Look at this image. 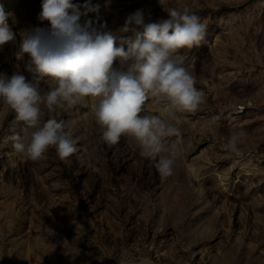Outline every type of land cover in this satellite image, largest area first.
<instances>
[{
  "label": "rangeland",
  "instance_id": "rangeland-1",
  "mask_svg": "<svg viewBox=\"0 0 264 264\" xmlns=\"http://www.w3.org/2000/svg\"><path fill=\"white\" fill-rule=\"evenodd\" d=\"M0 1L38 20L42 0ZM91 2L100 10L88 18L112 31L137 10L154 22L190 7L206 36L179 55L206 103L182 114V152L167 179L131 140L100 141L88 98L51 113L77 139L76 153L22 159L11 137L23 125L0 103V264H264V0ZM8 45L0 47V73L31 80L29 57L18 60ZM147 103L160 114L161 105ZM240 130L239 150L228 151Z\"/></svg>",
  "mask_w": 264,
  "mask_h": 264
},
{
  "label": "clouds",
  "instance_id": "clouds-1",
  "mask_svg": "<svg viewBox=\"0 0 264 264\" xmlns=\"http://www.w3.org/2000/svg\"><path fill=\"white\" fill-rule=\"evenodd\" d=\"M99 10L100 5L91 0L83 4L42 0L38 19L49 26L21 32L16 58L27 54L26 70L32 79L18 71L11 76L0 73V103L14 111L23 125L21 133L11 137L14 152L37 161L55 149L66 161L78 151V141L51 113L88 98L102 143L115 145L125 137L162 179L172 177L182 152V114L196 112L207 100L179 53L199 47L207 25L184 5L169 9L168 18L154 22H146L143 11L137 10L112 31L87 19L88 13L99 15ZM10 19L12 14L0 5V47L16 39ZM127 33L132 36L126 37ZM118 40L120 47L115 46ZM46 82L55 86L45 88ZM150 100L161 105L160 114L149 112ZM45 110L47 120L42 119ZM245 135L243 130L233 132L228 151L237 152ZM89 167L98 170L92 163Z\"/></svg>",
  "mask_w": 264,
  "mask_h": 264
},
{
  "label": "crops",
  "instance_id": "crops-1",
  "mask_svg": "<svg viewBox=\"0 0 264 264\" xmlns=\"http://www.w3.org/2000/svg\"><path fill=\"white\" fill-rule=\"evenodd\" d=\"M0 5H3V3H1V1H0ZM3 6H5V5H3ZM4 8L7 12L12 14V19L9 20V24L12 27L13 31L16 33V39L14 41L8 42V44H9L8 46L10 48L12 46L13 49H16V48L19 49L21 32L28 31L30 29L37 28V27L46 28L49 26L47 21L41 22L39 19L38 20L37 19H28L24 16L22 17L21 15H19V11L17 9L15 10L13 8V6L12 7H4ZM94 14H96V13L90 12V13H88V16L94 15ZM88 16H87V19H91V18H88ZM84 19H85L84 17L81 18L82 22ZM91 20H93V19H91ZM93 21L96 22V20H93Z\"/></svg>",
  "mask_w": 264,
  "mask_h": 264
}]
</instances>
